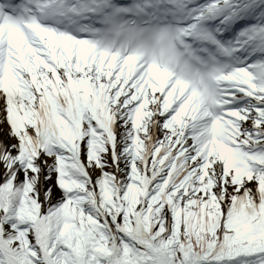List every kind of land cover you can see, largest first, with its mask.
Masks as SVG:
<instances>
[{"label":"snow or ice","instance_id":"1","mask_svg":"<svg viewBox=\"0 0 264 264\" xmlns=\"http://www.w3.org/2000/svg\"><path fill=\"white\" fill-rule=\"evenodd\" d=\"M0 264H264V0H0Z\"/></svg>","mask_w":264,"mask_h":264}]
</instances>
